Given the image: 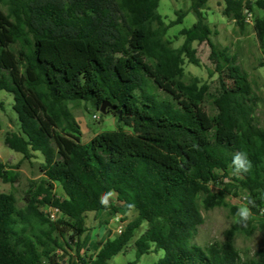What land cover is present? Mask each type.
<instances>
[{
	"label": "trees",
	"instance_id": "1",
	"mask_svg": "<svg viewBox=\"0 0 264 264\" xmlns=\"http://www.w3.org/2000/svg\"><path fill=\"white\" fill-rule=\"evenodd\" d=\"M160 1L0 0V94L12 97L17 115V129L4 133V143L22 154L15 165L0 161V181L15 184L24 162L39 160L41 174L30 182L23 207L13 194L0 193V264H110L144 223L128 264L158 251L164 255L154 264H264V243L245 260L234 241L264 233L258 97L237 55L212 40L209 0H189L190 10L176 11L170 22L158 12ZM223 1V15L240 32L253 17L264 52V17L255 14L264 0ZM190 12L196 22L180 31L184 41L174 47L167 33ZM195 43L211 50L214 91L197 77L186 79V60L200 66ZM105 102L117 129L84 143L70 105L100 111ZM124 120L144 133L127 131ZM237 151L251 161L247 173L233 174ZM241 192L245 203V197L255 201L252 218L234 222L224 242L196 244L202 209L228 207L226 196ZM49 208L59 211L56 219ZM101 210L137 216L92 254L84 250L87 216Z\"/></svg>",
	"mask_w": 264,
	"mask_h": 264
},
{
	"label": "rangeland",
	"instance_id": "2",
	"mask_svg": "<svg viewBox=\"0 0 264 264\" xmlns=\"http://www.w3.org/2000/svg\"><path fill=\"white\" fill-rule=\"evenodd\" d=\"M255 1V0H254ZM189 0H161L158 12L165 18L166 22L176 19V11L190 10ZM225 7L223 0H209L205 13L207 21L213 30L212 40L222 46L229 47L232 54L237 55L238 64L248 73L249 80L253 85V90L258 97L256 107V118L261 127L264 128V67L260 63L264 61V52L260 46L257 37L253 31V17H249V24L244 33L240 32L238 26L223 15ZM7 12L6 8L4 9ZM255 14L258 17H264V9H256ZM196 22L195 15L190 12L183 23L171 28L167 33V38L174 47H179L184 37L180 35L183 28L192 27ZM197 58L200 66L185 63L186 79L197 77L202 83L209 85L214 89L218 85V74L214 71V65L211 63L210 48L207 43H195ZM0 100L4 102V107L0 108V161L9 165H15L22 159V154L8 148L4 143V133L6 131L16 130V113L12 110L13 99L5 92L0 94ZM207 110H211V105L205 104ZM70 108L81 126L82 141L88 143L95 135L117 129V119L110 113L102 114L92 106L85 103L71 104ZM127 131L135 133H144V130L134 127L130 120H124L120 123ZM39 155V154H38ZM40 156V155H39ZM19 179L15 184H7L0 181V193H11L20 207L25 205L24 197L29 189L31 181H39V160L34 161L33 165L24 162L19 169ZM219 186L213 185V190H219ZM56 193L61 195V189L58 187ZM228 207H218L209 211L202 209L204 223L199 227L198 234L194 242L201 246H206L214 242H224L227 239V233L234 224L235 213L232 208H239L244 201V194L241 192L238 197L226 196ZM109 210L88 213L86 224L90 229L88 236L94 240V247L99 248L102 241L107 239V235L117 236L120 226H125L133 220L137 213L135 211L120 210L114 213ZM118 215V216H117ZM112 230L107 232V227ZM147 229V223H144L135 233L134 238L128 245L126 251L116 255L110 260V264H128L136 259V250L134 242ZM235 245L245 260H252L256 251L264 243V233L259 229L255 230L250 236L241 234L235 237ZM72 246L75 242L72 241ZM164 255L163 251L153 252L142 256L138 264H154Z\"/></svg>",
	"mask_w": 264,
	"mask_h": 264
},
{
	"label": "clouds",
	"instance_id": "3",
	"mask_svg": "<svg viewBox=\"0 0 264 264\" xmlns=\"http://www.w3.org/2000/svg\"><path fill=\"white\" fill-rule=\"evenodd\" d=\"M194 147H198L194 145ZM232 170L233 174L239 175L247 173L251 168V161L248 156L242 152L237 151L232 154ZM246 203L242 204L236 211L234 220L237 223H247L253 216L252 207L255 206V201L251 197H245ZM102 206H107V201L104 196L100 197Z\"/></svg>",
	"mask_w": 264,
	"mask_h": 264
},
{
	"label": "crops",
	"instance_id": "4",
	"mask_svg": "<svg viewBox=\"0 0 264 264\" xmlns=\"http://www.w3.org/2000/svg\"><path fill=\"white\" fill-rule=\"evenodd\" d=\"M40 176H41V174H40ZM101 211H102V210H101ZM113 214H114V213H113ZM114 216H115V214H114ZM117 216H118V215H117ZM106 227H107V232H106V233H109L110 230L113 231L112 228H108V226H106ZM123 227H124V226H120V228H119V230H118V233H120V230H122ZM106 235H107V239H108V238H114V237H112V236H109L108 234H106ZM107 239H106V240H107ZM106 240L102 241L101 246H100L99 248H97V247L95 248V247H94V240H93V239H90V236H88L87 239H86V243H85V246H84V250H89L92 254H96V253L99 251V249L102 247V245L105 243Z\"/></svg>",
	"mask_w": 264,
	"mask_h": 264
},
{
	"label": "built area",
	"instance_id": "5",
	"mask_svg": "<svg viewBox=\"0 0 264 264\" xmlns=\"http://www.w3.org/2000/svg\"><path fill=\"white\" fill-rule=\"evenodd\" d=\"M45 211L49 214L52 220L56 219L59 215V211L57 209L49 208V209H46Z\"/></svg>",
	"mask_w": 264,
	"mask_h": 264
},
{
	"label": "water",
	"instance_id": "6",
	"mask_svg": "<svg viewBox=\"0 0 264 264\" xmlns=\"http://www.w3.org/2000/svg\"><path fill=\"white\" fill-rule=\"evenodd\" d=\"M107 106H109V103H107V102H105V103L102 104V106L100 108V112L102 114H106L107 113V110H106Z\"/></svg>",
	"mask_w": 264,
	"mask_h": 264
}]
</instances>
